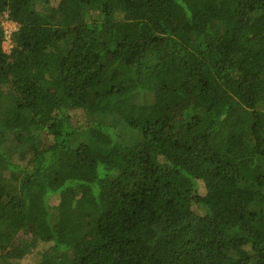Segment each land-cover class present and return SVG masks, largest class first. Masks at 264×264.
I'll list each match as a JSON object with an SVG mask.
<instances>
[{"label":"trees","instance_id":"16d2710c","mask_svg":"<svg viewBox=\"0 0 264 264\" xmlns=\"http://www.w3.org/2000/svg\"><path fill=\"white\" fill-rule=\"evenodd\" d=\"M39 245L264 264V0H0V264Z\"/></svg>","mask_w":264,"mask_h":264},{"label":"rangeland","instance_id":"374dc122","mask_svg":"<svg viewBox=\"0 0 264 264\" xmlns=\"http://www.w3.org/2000/svg\"><path fill=\"white\" fill-rule=\"evenodd\" d=\"M2 27L4 30V35H5V44H4V50L6 52H8V50L10 49V39L9 36L12 32H14L16 30V25L12 22H10L7 19V16L5 15L2 19ZM108 69L106 70L104 76H103V82H109V81H117L119 79L118 74H116L110 67L111 64L109 63L108 65ZM92 98V96H90V99ZM187 105L186 101L179 103L177 106L171 108L167 113H166V117L171 120V121H175L177 122L180 119L181 116V110ZM199 192H203V188L200 186L199 188ZM51 205L56 204L57 200L56 198L52 197L51 201H50ZM20 238L23 239H28L29 237L27 236V234L21 236ZM41 248H43L42 245H39L35 250H33L34 252H32L31 254L27 255L26 258H24V260L20 261L19 264H34L37 260V258L39 257V255L37 254V252H39L41 250ZM37 251V252H36Z\"/></svg>","mask_w":264,"mask_h":264}]
</instances>
